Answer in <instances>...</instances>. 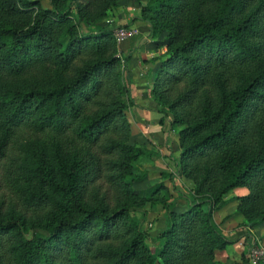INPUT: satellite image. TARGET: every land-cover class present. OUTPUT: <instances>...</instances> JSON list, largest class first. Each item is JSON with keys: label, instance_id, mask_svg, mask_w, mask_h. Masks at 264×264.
<instances>
[{"label": "trees", "instance_id": "16d2710c", "mask_svg": "<svg viewBox=\"0 0 264 264\" xmlns=\"http://www.w3.org/2000/svg\"><path fill=\"white\" fill-rule=\"evenodd\" d=\"M117 1L0 0V264H213L237 187V212L264 224V0H149L133 18L166 32L151 95L179 126L184 211L162 182L133 188L146 151L129 142L126 68L111 29L80 28ZM157 202L154 254L132 209Z\"/></svg>", "mask_w": 264, "mask_h": 264}, {"label": "rangeland", "instance_id": "374dc122", "mask_svg": "<svg viewBox=\"0 0 264 264\" xmlns=\"http://www.w3.org/2000/svg\"><path fill=\"white\" fill-rule=\"evenodd\" d=\"M148 1L149 0H118L117 5L115 7L109 8L106 11V13L97 17L93 21H88L87 25L84 23H80L81 26L80 28L83 32L88 31V29L97 31L102 28L111 29L113 31L114 28L119 26H124L125 24L128 26H132L136 21L133 18L140 15L141 7L147 5ZM38 2L42 8L50 7L48 0H38ZM153 21H154L153 27H155V30L157 32L155 31L154 33H152L150 30V25L148 23L149 31H150L149 36H151L150 38L153 40L156 39L154 45L157 46L164 45L166 32L160 28L162 21L157 19L156 17L153 18ZM29 23H30L29 20L21 19L17 21L16 24L18 26H25L28 25ZM120 43L121 42H116L118 48L117 55L120 59L118 66L121 69L123 68L124 60L121 58L119 52ZM165 55L166 53L164 54V57ZM25 79L28 81L33 80L31 75H24L22 80ZM20 82L22 83L23 81ZM129 108L126 112V117L131 127V136L129 142L140 146L146 151L145 156L140 157V159H138V161H136L134 164L136 168L135 173L145 172L146 176L142 181L133 184V188L136 191H142L158 182H162L163 184H165L166 182L167 188L170 193L169 198L167 199V203L170 205V207L171 206L176 207L175 206L176 197H185L184 194L186 195L193 194L194 185L190 179L185 178L183 176L181 177V175L178 176L177 175L178 173H176V170H174L175 173H172V175L175 177V181L173 183H174V187H176L177 190L175 191L172 188L173 186L172 183L170 182L169 173H167L166 170H171L173 167L171 168L165 162V160L157 159L158 158L157 151L148 150L146 146L137 142L136 136L140 140L139 138L140 132L138 128L137 129L135 128L134 131L132 129V125L134 126L135 123L133 121L132 114L130 113ZM177 138H178V131H177ZM176 160H177L176 158L173 159L174 164ZM163 179L165 180V182L161 181ZM180 192L182 193V196L180 195ZM224 201L225 203L214 213V219L216 217L219 219V223L216 224L218 225V227L221 225L222 231L225 232L226 236H228L230 239L236 236L237 237L239 236L240 238H236L237 240H234V242L229 244L235 247L233 248V250H230L228 252V256L230 257V262L224 260L225 253L223 250L216 253L213 264H248L246 257V250L248 249L249 245L244 243L243 239L245 237H248L250 244H252L253 242L255 243L259 242L262 246H264V224H257L253 226L250 225L247 222V220L240 213L237 212L236 209L238 207L237 206L238 202L234 199V196H232L228 200L226 199L225 196ZM228 202L230 203L225 208H223L224 205ZM176 209L178 208H175V210ZM181 209L182 208H180L178 211H181ZM163 210H164L163 206L160 202L153 203L151 205L149 203H144L140 207H136L132 209L133 218L136 219L138 222H140L142 228L146 229L149 232V238L147 242L151 251L154 254H157V251L159 250L162 243V239L158 237V234L160 233V231L164 229L162 224H160L163 216ZM30 233L31 232H28V235H30ZM157 264H160V262H158Z\"/></svg>", "mask_w": 264, "mask_h": 264}, {"label": "crops", "instance_id": "0c3cea01", "mask_svg": "<svg viewBox=\"0 0 264 264\" xmlns=\"http://www.w3.org/2000/svg\"><path fill=\"white\" fill-rule=\"evenodd\" d=\"M132 26L137 28V36L126 39L119 45L120 56L124 60L128 79L127 95L133 101L132 106L129 108L135 123L134 126L132 125V129L133 131L135 128L139 129L140 140L136 136L137 142L146 146L148 150L157 151V159H163L171 168L173 167L171 170H166L167 173L172 174L176 170V162L174 164L173 159H177L180 153L177 138L179 126H170V116H164V113L157 110V105L151 95L155 69L160 60L164 58L166 46L154 45L156 39L150 38L148 23L136 20ZM160 118H164L161 124L159 123ZM173 180L175 181V177H173ZM161 181L165 182L164 179ZM165 185L167 186L166 182ZM247 192L248 190L245 187H237L227 194L226 199L228 200L232 196L245 195ZM229 203H226L223 208ZM175 206V208H178L176 211L180 208H182L181 211H184L188 208V201L185 197H176ZM214 220L219 223L217 217ZM160 224L165 228L164 210ZM219 228H222L221 225ZM222 233L226 236L225 232L222 231ZM226 237L233 242L237 240L236 238H240L239 236L231 239L228 236ZM233 248H235L233 245H228L224 249V260L227 262H230L228 252Z\"/></svg>", "mask_w": 264, "mask_h": 264}, {"label": "built area", "instance_id": "2783aa9c", "mask_svg": "<svg viewBox=\"0 0 264 264\" xmlns=\"http://www.w3.org/2000/svg\"><path fill=\"white\" fill-rule=\"evenodd\" d=\"M138 30L135 26H119L114 28L113 37L116 42H122L125 39L137 36ZM246 257L248 264H264V246L259 242L247 244Z\"/></svg>", "mask_w": 264, "mask_h": 264}]
</instances>
